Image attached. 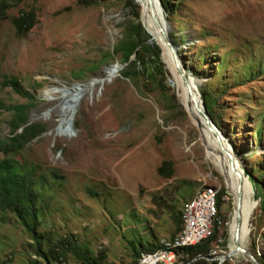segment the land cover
<instances>
[{
    "label": "rangeland",
    "instance_id": "374dc122",
    "mask_svg": "<svg viewBox=\"0 0 264 264\" xmlns=\"http://www.w3.org/2000/svg\"><path fill=\"white\" fill-rule=\"evenodd\" d=\"M128 1L23 0L9 10V19L0 21V98L8 107L27 103L4 86L5 77L18 78L38 99L29 123L47 130L18 159L41 170L53 168L60 177L48 189L53 198L41 230L57 239L76 235L95 256H105L104 264H130L134 248L173 239V205L184 209L201 187L211 186L225 189L218 219L220 238L228 233V244L217 242L213 248L222 257L231 242L233 194L219 159L205 151L185 111L187 89L171 67L162 39L154 36L150 42L161 49L168 72L163 89L136 86L121 75V57H109L124 39L127 24L140 21ZM170 1L175 14L164 15L178 37L182 62L199 80L200 92L207 85L225 91V138L236 148L242 168L264 180V134L258 135L264 117V0ZM31 9L36 24L18 37L11 19ZM98 62L102 67L94 69ZM113 65L120 67L118 76L76 99L75 117H67L68 90L103 77ZM246 66L256 76L245 78ZM81 70L82 75H74ZM12 116L13 111L0 110L1 138L9 136ZM165 161L173 163L170 178L158 173ZM229 174L237 192L238 180ZM241 213L242 245L264 255V212L249 180ZM31 242L13 216L0 211L1 263L41 261ZM225 258L222 264L249 263L239 253ZM66 264L80 263L70 255Z\"/></svg>",
    "mask_w": 264,
    "mask_h": 264
},
{
    "label": "trees",
    "instance_id": "16d2710c",
    "mask_svg": "<svg viewBox=\"0 0 264 264\" xmlns=\"http://www.w3.org/2000/svg\"><path fill=\"white\" fill-rule=\"evenodd\" d=\"M22 1L23 0H0V21L9 19V10ZM161 3L165 9V15L169 14V16H173L175 14L176 7L170 0H161ZM128 5L135 11L134 15L137 21L138 19L140 20L143 12L141 9L140 12L137 11L138 4L136 0H129ZM11 21L15 28L16 35L18 37H24L34 28L37 15L33 9L21 11L20 14L13 17ZM149 25L155 31H160L159 26L150 19ZM154 36L155 35L149 34L144 29L140 21L136 23L129 22L125 29L124 39L114 51L115 55H109V57L112 60H115L116 56L121 57V63L124 65L121 75L125 79L132 81L136 86L147 88V86L151 85L163 89V84L167 79L166 76L168 72L162 61L161 49L158 45L151 44L150 42ZM170 37L177 43L178 37H176L173 32H170ZM100 67H102V62H98L94 69H99ZM244 70L246 72L244 75L245 78L251 79L256 76L249 66L244 67ZM202 71L205 73V76H208L205 68L202 69ZM83 72L84 70H81L74 75H82ZM4 86L11 87L16 94L23 96L27 100V103L8 107L0 98V110L7 109L13 111L12 119L9 122V136L5 138L0 137V211L13 216L16 222L22 226L32 240L29 246L32 248L35 255L41 258V261L30 258L29 264H44V262L46 264H66L70 255L80 264H104L105 256L102 254L95 256L87 246L80 243L76 235L71 234L57 239L51 235V231L41 230L43 227L47 226L46 212L50 207L49 202H51L53 198L48 193V189H53L51 186L55 182L60 183V177L57 170L53 168L41 170L37 165L28 163L26 160L21 161L18 159V156L23 153L27 145L42 136L47 130L43 124H31L28 121L29 112L38 102L36 96L26 91L18 78L14 76L5 77ZM37 86H40V84H37ZM217 88H222V85ZM224 94L225 91L219 90L217 92L216 89L212 90L209 85L201 89V97L207 107L209 115L224 136L228 137L229 133L223 125V120L226 115L225 104L222 103ZM263 134L264 117L263 128L258 132L260 138ZM234 149L236 151L235 147ZM23 161H25V163ZM245 171L255 190V199L259 200V208L264 212V189L260 184L261 182L264 183V180L260 179V177L257 178L248 169ZM174 172L173 163L171 161L163 162L158 169L159 175L165 178L172 177ZM224 192L225 189L223 188L218 192L217 217L218 215L222 217L220 209ZM91 194L96 195L93 191ZM193 197L189 198V201L192 200ZM184 200H186V198H184ZM170 209L173 212V220L176 225V234L170 238L174 240V237L183 229L182 210L184 209L180 208L177 210L176 205H173ZM222 236L224 237L222 245L227 247L228 233L224 232ZM219 238V224L215 222L212 235L196 246L188 247L185 250L186 256H188L189 260L197 257H209V253L214 248V244L218 242ZM159 241L160 240L148 246H144L141 249L134 248L130 264L137 262L146 252L158 249ZM233 246L231 240L228 251L225 252L222 257H228ZM244 246L248 248L247 244H244ZM250 251L262 264H264V255L259 256L253 248H251ZM0 264H3L1 263V258ZM194 264L210 263L205 259H200ZM213 264H218V262L215 261Z\"/></svg>",
    "mask_w": 264,
    "mask_h": 264
},
{
    "label": "water",
    "instance_id": "95a60500",
    "mask_svg": "<svg viewBox=\"0 0 264 264\" xmlns=\"http://www.w3.org/2000/svg\"><path fill=\"white\" fill-rule=\"evenodd\" d=\"M157 4L160 10H158ZM147 8L152 19L159 26L165 42L172 51L175 69L184 83L188 95L192 99L190 106L193 111V119L196 123L197 129L199 130V140L201 144L204 146L205 151L208 149V151L218 156L226 165L227 170L238 180L237 197L233 196L234 216L237 221V227L234 233L231 234V240L236 246L234 253H240L251 264H262L248 248L243 247L240 243L242 221V189L244 181L246 179L250 181V178L248 175H246L245 170L242 168L241 161L235 154L233 147L227 142L224 134L209 115L199 90L200 82L182 62L180 46L175 43L173 39H171L170 25L167 23V21L163 20L162 14H165V9L161 3V0H147ZM224 259V257H220L218 259V264L224 263Z\"/></svg>",
    "mask_w": 264,
    "mask_h": 264
},
{
    "label": "bare ground",
    "instance_id": "6f19581e",
    "mask_svg": "<svg viewBox=\"0 0 264 264\" xmlns=\"http://www.w3.org/2000/svg\"><path fill=\"white\" fill-rule=\"evenodd\" d=\"M136 2L138 4H140L145 9L144 14L140 17L141 24L143 25V27L145 28V30L149 34L155 35L156 37H159L162 39L163 47L165 49V52L168 54L171 67L176 71L172 51L170 50L167 43L165 42V39H164L161 31L157 32L149 25V19H150L151 15H150L148 8H147V0H136ZM158 7L159 6L157 4V8ZM158 10H160V8H158ZM159 15H160V13H159ZM162 16H163V20L166 21L164 14H162ZM119 72H120V67L118 65H113V66H111L105 70V72H104L105 74L103 77L93 80L88 85H80V86H75L73 88H70L68 90L69 94L65 96V105H66L65 110L67 113L66 114L67 117H70V118L75 117L73 104L75 103L76 99H79L80 96L86 95L87 93H89L91 91H92L91 92V94H92L94 89H96L97 87H99V88L105 87L113 79H115L118 76ZM195 85H196V82H195ZM191 102H192V99L188 95L187 105L185 107V111L188 114L191 121L193 122V124L196 126V123L193 119V111H192V108L190 106ZM206 152H208L214 158L219 159L220 167H221V174L225 177L228 189L233 194V196L237 197V192L232 187L231 177H230V174H229L224 162L218 156H216L214 153L208 151V149H206ZM247 182H248V180L246 179L243 183L242 198H243V195H244L246 188H247ZM208 187L211 190V198H210V210L211 211H210V219H209L208 224L206 226V230L202 233V237L196 239L194 242H180L179 243L176 241V239L161 241V243H159L158 249H156L155 251L146 252L134 264H145V263L150 262V261H164V260H169V259H182L183 257H186L187 254H186L185 250L188 247L196 246L201 241L209 238L212 235L215 222H218L219 225L221 224L220 219H218V217H217L218 189H216L215 187H211V186L201 187L197 191V193L193 197V199L190 200L189 202H187V204L185 205L183 213H182V220H183V229H191L192 228V216H191L192 210L195 208V206L199 202L200 198L202 197V194H204L207 191ZM236 223H237V221H236L235 216L233 214L232 219H231V223H230V233L231 234L234 233V231L237 227ZM240 243H241V241H240ZM241 245H242V243H241ZM235 250H236V246L234 245L233 249L230 253V256L236 254V253H234ZM225 260H226V258L224 259V261Z\"/></svg>",
    "mask_w": 264,
    "mask_h": 264
},
{
    "label": "built area",
    "instance_id": "2783aa9c",
    "mask_svg": "<svg viewBox=\"0 0 264 264\" xmlns=\"http://www.w3.org/2000/svg\"><path fill=\"white\" fill-rule=\"evenodd\" d=\"M210 198L211 190L202 194L199 202L192 210V228L191 229H181V231L175 236L177 242H194L196 239L202 237V233L206 230V226L210 219ZM224 240L219 238L218 243L222 244ZM220 257H217V251L212 249L209 253V257H197L189 260L188 256L182 259H169L164 261H150L145 264H194L198 260L205 259L208 262H217Z\"/></svg>",
    "mask_w": 264,
    "mask_h": 264
}]
</instances>
